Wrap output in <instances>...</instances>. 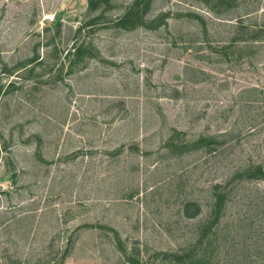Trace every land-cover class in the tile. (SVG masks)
Instances as JSON below:
<instances>
[{
  "label": "rangeland",
  "instance_id": "374dc122",
  "mask_svg": "<svg viewBox=\"0 0 264 264\" xmlns=\"http://www.w3.org/2000/svg\"><path fill=\"white\" fill-rule=\"evenodd\" d=\"M262 27L264 0H0V264H264Z\"/></svg>",
  "mask_w": 264,
  "mask_h": 264
},
{
  "label": "trees",
  "instance_id": "16d2710c",
  "mask_svg": "<svg viewBox=\"0 0 264 264\" xmlns=\"http://www.w3.org/2000/svg\"><path fill=\"white\" fill-rule=\"evenodd\" d=\"M262 28H264V27H262ZM261 30H263V29H261Z\"/></svg>",
  "mask_w": 264,
  "mask_h": 264
}]
</instances>
